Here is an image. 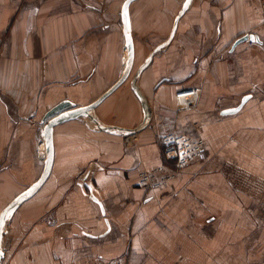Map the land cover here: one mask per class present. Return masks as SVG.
<instances>
[{
    "label": "crops",
    "instance_id": "crops-1",
    "mask_svg": "<svg viewBox=\"0 0 264 264\" xmlns=\"http://www.w3.org/2000/svg\"><path fill=\"white\" fill-rule=\"evenodd\" d=\"M98 1L0 0V211L42 172L36 119L64 99L87 105L120 75L122 25L108 19L118 15L120 21L124 0H108L106 10ZM183 2L131 3L129 77L91 113L99 128L86 117L54 126L50 174L7 217L0 264L119 257L128 264H264V21L258 0H192L173 39L138 75L149 120L128 136L115 129L143 122L130 82L168 37ZM147 33L155 38L144 45L137 35ZM243 35L258 42L231 49ZM181 88L198 91L189 110L174 99ZM161 131L201 137L205 149L175 179L145 191L136 185L140 170L171 166L162 155Z\"/></svg>",
    "mask_w": 264,
    "mask_h": 264
},
{
    "label": "water",
    "instance_id": "water-1",
    "mask_svg": "<svg viewBox=\"0 0 264 264\" xmlns=\"http://www.w3.org/2000/svg\"><path fill=\"white\" fill-rule=\"evenodd\" d=\"M136 0H124L121 11H120V21L122 25V34L124 37V46L126 50L125 59L123 61L122 69L120 72L119 77L117 80L108 87L103 93H101L95 100L88 103L87 105L83 106H77L74 102L64 99L59 101L57 104L52 106L50 109H48L43 117L40 120V123L42 124V128L40 129V136L44 143V151H45V157L43 161V167L42 172L40 176L37 178L36 181H34L27 189H25L23 192H21L19 195H17L10 203H8L1 211H0V262L3 257V250L1 247V239L2 235L6 233L4 230V223L9 216V214L16 209L21 203L31 198L37 190L44 184L46 179L48 178L53 160H54V143H53V128L54 126L62 121L71 120V119H79V118H89L90 119V125H92L95 128H99L95 123H93V116L91 113L94 111V109L98 106V104L104 100L106 97H108L113 91H115L119 86H121L129 77L133 61H134V45H133V39L131 34V25H130V15H129V7L132 2ZM192 0H184L180 10L178 11L177 15L174 17L172 27L170 30V33L168 37L162 41L161 43L157 44L152 51L149 53L145 61L140 65V67L137 69V71L134 73L132 79H131V87L133 89V92L136 94L138 99L140 100L143 108H144V120L141 123L140 126L134 128V129H122V128H115L116 131H119V133L123 135L133 134L136 133L141 127L145 126L147 121L150 118V108L148 106V103L146 101V98L141 93L137 86V78L140 73L150 62L151 58L164 49L170 41L173 39L177 25L190 6ZM249 40L251 42H258L257 37H254L253 35H243L236 39L234 43L231 46V49H233L236 45H238L241 42H244L246 40ZM247 98H243L241 100L240 105L232 110L229 111V113H235L237 112L241 106L244 104ZM92 120V122H91ZM84 180V178H83ZM96 201V199L94 198Z\"/></svg>",
    "mask_w": 264,
    "mask_h": 264
},
{
    "label": "built area",
    "instance_id": "built-area-1",
    "mask_svg": "<svg viewBox=\"0 0 264 264\" xmlns=\"http://www.w3.org/2000/svg\"><path fill=\"white\" fill-rule=\"evenodd\" d=\"M260 14L264 21V0H258ZM244 42L251 43L248 39ZM195 88H181L174 93V99L179 107L189 110L198 99ZM128 136V135H126ZM160 142L162 155L171 166H158L152 169H142L137 174L136 185L145 190L159 189L166 182L174 179L181 170L202 158L205 143L201 137L191 136L176 131H161ZM77 264H128L125 257H119L109 262L86 260Z\"/></svg>",
    "mask_w": 264,
    "mask_h": 264
},
{
    "label": "rangeland",
    "instance_id": "rangeland-1",
    "mask_svg": "<svg viewBox=\"0 0 264 264\" xmlns=\"http://www.w3.org/2000/svg\"><path fill=\"white\" fill-rule=\"evenodd\" d=\"M112 1H115V2H121L122 0H112ZM98 3H101L100 4V9H105L106 8V6H107V4H108V0H99L98 1ZM106 10V9H105ZM117 17H113V15H111L110 16V18L108 19V20H110V23H116V24H119V23H121V21H119V19H118V15H116ZM107 17H109V16H107ZM118 19V20H117ZM107 20V21H108ZM103 22H106V21H103ZM137 38L138 39H140V41L144 44V45H149V44H151L152 42H153V39L155 38V36L154 35H152L151 33H147L146 35H137ZM147 48H149V47H147ZM34 118V117H33ZM42 118V117H41ZM34 119H36V117L34 118ZM37 120V121H36ZM35 121H36V124H37V127H39L38 128V130L40 131V129L42 128V124L40 123V120L41 119H36ZM160 138V137H159ZM41 139H40V137H39V139L37 140L38 142H37V144H36V146L38 147V143H39V141H40ZM205 143V142H204ZM38 162L40 163V166H42V161L39 159V157H38ZM178 176V175H177ZM176 176V177H177ZM175 177V178H176ZM174 178V179H175Z\"/></svg>",
    "mask_w": 264,
    "mask_h": 264
},
{
    "label": "bare ground",
    "instance_id": "bare-ground-1",
    "mask_svg": "<svg viewBox=\"0 0 264 264\" xmlns=\"http://www.w3.org/2000/svg\"><path fill=\"white\" fill-rule=\"evenodd\" d=\"M39 147H40V156L42 157V155H43V144H42V142L40 143V145H39ZM44 157H45V155H44ZM44 161V160H43Z\"/></svg>",
    "mask_w": 264,
    "mask_h": 264
}]
</instances>
